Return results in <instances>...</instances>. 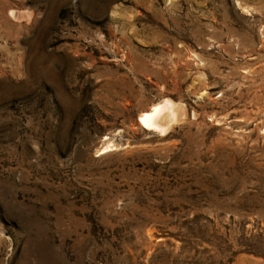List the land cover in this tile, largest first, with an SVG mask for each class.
<instances>
[{"label":"rangeland","instance_id":"rangeland-1","mask_svg":"<svg viewBox=\"0 0 264 264\" xmlns=\"http://www.w3.org/2000/svg\"><path fill=\"white\" fill-rule=\"evenodd\" d=\"M0 264H264V0H0Z\"/></svg>","mask_w":264,"mask_h":264},{"label":"bare ground","instance_id":"bare-ground-1","mask_svg":"<svg viewBox=\"0 0 264 264\" xmlns=\"http://www.w3.org/2000/svg\"><path fill=\"white\" fill-rule=\"evenodd\" d=\"M173 103L174 102L166 99H164L163 102L152 103L147 109L139 113V125L144 130L158 132L161 135L164 134L167 130L168 121L176 118V106L174 105L175 103ZM115 148L116 144L113 142V140L105 137L97 151H99V154H103L114 150Z\"/></svg>","mask_w":264,"mask_h":264}]
</instances>
